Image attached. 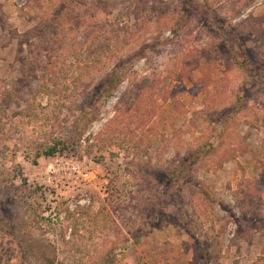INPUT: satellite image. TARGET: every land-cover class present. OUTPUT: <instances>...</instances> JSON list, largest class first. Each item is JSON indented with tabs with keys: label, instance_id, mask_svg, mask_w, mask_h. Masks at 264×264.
<instances>
[{
	"label": "rangeland",
	"instance_id": "obj_1",
	"mask_svg": "<svg viewBox=\"0 0 264 264\" xmlns=\"http://www.w3.org/2000/svg\"><path fill=\"white\" fill-rule=\"evenodd\" d=\"M0 264H264V0H0Z\"/></svg>",
	"mask_w": 264,
	"mask_h": 264
},
{
	"label": "trees",
	"instance_id": "obj_2",
	"mask_svg": "<svg viewBox=\"0 0 264 264\" xmlns=\"http://www.w3.org/2000/svg\"><path fill=\"white\" fill-rule=\"evenodd\" d=\"M142 55L143 54H141L140 56H137L138 58L139 57H142ZM120 72H121V68L120 69H118V68H116V69H114L113 71H112V73H111V78H110V80H111V82H112V84H113V87H116L118 84H119V82H120ZM56 152H57V148L54 146V147H51V148H48L44 153H43V156H45V157H52V156H54L55 154H56Z\"/></svg>",
	"mask_w": 264,
	"mask_h": 264
}]
</instances>
